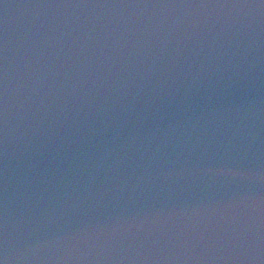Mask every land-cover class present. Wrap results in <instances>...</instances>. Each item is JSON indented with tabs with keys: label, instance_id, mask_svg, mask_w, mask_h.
I'll list each match as a JSON object with an SVG mask.
<instances>
[{
	"label": "water",
	"instance_id": "obj_1",
	"mask_svg": "<svg viewBox=\"0 0 264 264\" xmlns=\"http://www.w3.org/2000/svg\"><path fill=\"white\" fill-rule=\"evenodd\" d=\"M0 264H264V0H0Z\"/></svg>",
	"mask_w": 264,
	"mask_h": 264
}]
</instances>
